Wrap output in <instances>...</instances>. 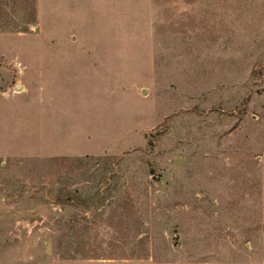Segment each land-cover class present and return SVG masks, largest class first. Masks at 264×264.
<instances>
[{
	"label": "rangeland",
	"instance_id": "374dc122",
	"mask_svg": "<svg viewBox=\"0 0 264 264\" xmlns=\"http://www.w3.org/2000/svg\"><path fill=\"white\" fill-rule=\"evenodd\" d=\"M0 264H264V0H0Z\"/></svg>",
	"mask_w": 264,
	"mask_h": 264
}]
</instances>
